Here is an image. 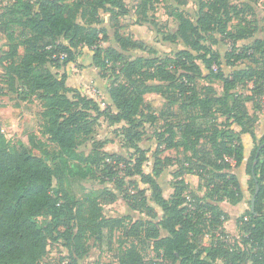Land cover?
Here are the masks:
<instances>
[{
    "label": "trees",
    "instance_id": "trees-1",
    "mask_svg": "<svg viewBox=\"0 0 264 264\" xmlns=\"http://www.w3.org/2000/svg\"><path fill=\"white\" fill-rule=\"evenodd\" d=\"M161 1L139 0L136 24H149L165 42L183 44L175 56H160L144 41L121 32V17L130 13L125 0H16L0 11V33L9 42L0 61V79L22 101L38 99L43 106L40 133L30 134L29 145L10 146L0 130V264H39L49 242L59 240L68 264H82L90 239L99 240L105 230L112 233L123 225L122 218L104 214L103 206L118 198L115 190L147 218L135 221L128 235H143L156 253L146 263L138 245L131 243L119 256L123 264H264V135L255 134L257 115L248 108L252 102L254 112L260 110L264 95V39L254 38L259 29L247 17L256 18L259 0H199L195 19L173 7L170 15L178 23L174 33L163 31L148 16ZM101 12L109 14L114 29L113 44L107 47L101 44L109 37ZM216 34L231 42V51L222 55L213 48L220 42ZM84 48L93 52L92 64L109 80L105 108L68 86L67 73L51 68L76 62ZM131 51L153 56L133 57ZM246 61L252 65L237 66ZM224 66L232 70L227 73ZM215 81L223 83L222 95ZM240 84H251V95L234 92ZM148 93L166 98L165 108L155 110L145 97ZM101 117L111 125L126 124L122 133L129 158L105 150V141H94L89 153L80 149ZM170 117L182 120L167 121L166 129L157 133L154 166L147 172L148 150L139 144L145 137L143 125ZM242 134L255 143L248 158ZM46 143L58 149L54 166L47 155L34 153ZM164 150L182 156L177 161L162 158ZM172 163L178 169L166 197L158 178ZM243 164L250 210L238 218L239 237H234L226 231L229 215L220 203L236 205L246 196L235 171ZM186 175L198 177L197 190H191ZM68 177L96 179L105 186L78 199L66 185ZM148 191L161 215L150 204ZM205 236L211 237L208 244H202Z\"/></svg>",
    "mask_w": 264,
    "mask_h": 264
},
{
    "label": "rangeland",
    "instance_id": "rangeland-1",
    "mask_svg": "<svg viewBox=\"0 0 264 264\" xmlns=\"http://www.w3.org/2000/svg\"><path fill=\"white\" fill-rule=\"evenodd\" d=\"M16 0H0V11H4L7 7L12 5ZM36 1V0H31ZM128 7L130 8V13L121 17V32L129 36L133 39H137L140 41H144L149 47H153L157 50L158 55L160 56H175L176 52L179 49H182L184 46L180 42L170 43L165 42L161 39V36L150 27L149 24L139 25L136 24V19L138 18V14L136 13L137 5L139 0H125ZM180 1L182 0H162L159 4H157L154 11H150L148 16L150 19H154L159 22L161 29L163 31H167L170 33H174L177 29V21L170 15V10L173 7H179L183 9L188 16L192 19H195L196 12L198 8L199 0H184L185 4H182ZM241 3L243 0H237ZM256 18L251 15H247L250 21L256 23L259 31L257 32L258 37H264V0H259L256 4ZM102 17L105 19V24L109 37L107 39H103L101 44L104 47L113 44L111 40L114 29L109 25V14L101 12ZM255 21V22H254ZM16 31L18 33L21 32V26H16ZM257 29V30H258ZM219 38L220 42L218 44L213 45V48L218 50L222 55L226 52L231 51V42L228 40H224L221 36L216 34ZM252 39H246L243 41H239L238 45H242L243 43H250ZM62 41L63 39H59ZM8 39L3 33H0V61L4 56V53L8 50ZM84 51H87V48H84ZM88 52V51H87ZM90 52V51H89ZM20 53H23V48L20 49ZM133 57L139 55H145L147 57H152L153 54H150L147 51H131L130 52ZM81 58V62L78 63L80 67L88 68V60L86 55ZM245 65H252L250 62L246 61L243 64L237 63V66L243 67ZM56 66V65H55ZM55 66H51V68L56 71L58 68ZM93 66V65H92ZM62 68V66H61ZM0 69H2V65L0 63ZM95 68L91 67L89 69V74L93 76V71ZM224 70L229 73L232 68L229 66H224ZM101 75V74H100ZM109 83V80L105 79ZM103 83V82H102ZM158 83V81H157ZM160 83V82H159ZM202 84H205V81H201ZM213 86L216 88L220 95L223 94V83L221 81H215ZM105 87L106 84H98L95 80H91V85L86 88L84 92L86 95L91 96L94 95L95 99L98 100L101 108H105L108 103L105 100ZM251 84H240L233 91L241 94V95H251ZM0 88L3 89L4 95H0V130L7 137L10 146H15L19 142H24L29 145V136L31 133H40V124H41V116L40 113L42 111V102L38 99L33 100L32 102L22 101L16 91H11L9 89V85L4 83L0 79ZM73 94H70L72 96ZM146 99L152 103L154 109L158 112L165 108L166 98L158 93H148L145 95ZM259 103L264 104V95L258 101ZM248 108L250 113H254V104L252 102L248 103ZM261 110H264V106H261ZM176 111V110H175ZM261 115L264 114L263 111H260ZM255 114V113H254ZM264 117V116H263ZM182 118H174L170 117L168 119L161 118L154 123L145 122L143 125V129L145 132L144 139L139 143L141 147L148 150L149 159L144 165V170L147 172H151L154 166L155 157L154 152L157 149V145L159 144V140L157 139V133L163 132L166 129L167 121L177 123ZM97 124V123H96ZM95 124V131L93 135L89 138L87 142L80 146V149L85 153H89L93 148L94 141H105L104 149L113 152L122 154L123 156L129 158L130 152L128 149V144L125 141L123 135V126L126 124L124 122L117 123L111 125L101 117L98 121V124ZM259 135L258 137H260ZM248 150L246 149L247 158L249 157L252 148L255 146L252 137L248 138ZM257 143L259 142V138H257ZM45 150H47L45 154ZM34 153L38 156H46L48 157L49 164L54 166L57 163L58 149L55 145L51 143H46L44 148L35 149ZM162 158L171 157L172 160L179 159L182 155L177 150H164L160 153ZM178 169L177 163H172L170 165H165L163 168V172L158 178L159 183L163 188L164 195L167 197L173 191V185L175 178L173 173ZM235 171L239 174L242 179L243 188L246 196L243 200L238 204L240 206L235 205V208H231V213H233L234 221L231 220L230 226L234 229L237 228V219L239 216L243 215V213L250 210L249 197L250 193L247 190V180L248 175L246 173V165H241L238 168H235ZM187 180L189 184H193L196 186L199 183V179L195 175H187ZM129 180L130 178H126ZM198 182L196 183V181ZM57 181L54 179V186L56 187ZM67 187L71 190L73 194L77 196L78 199L82 198L86 192L90 190L103 188L105 185L100 182V180L96 179H87V180H79L77 178H69L66 180ZM110 186V184H107ZM198 189V188H197ZM118 194V198L115 202L105 204L104 214L107 217H119L123 219V225L120 228L115 229L112 233L105 230V234L101 239H90V250L89 253L83 258L82 264H123L120 260V255L124 252V250L131 244L135 243L138 245L140 252L142 253L146 263H150L155 259L156 253L153 250L152 244L150 240H146L144 236H136V235H128V230L134 225L135 221L139 219H147L145 214L131 209L127 202L124 200L123 195L119 193L118 190H115ZM148 200L151 205L155 204L153 198L151 197V192H147ZM156 205V204H155ZM245 215V214H244ZM247 219H249L248 214L245 215ZM244 219V218H243ZM239 239H237L238 241ZM202 244L209 243L211 241V237L205 236L201 238ZM237 241H232L233 245H237ZM68 252L63 245L62 240L59 241H50L47 253L44 258L40 261L39 264H68V258L66 257Z\"/></svg>",
    "mask_w": 264,
    "mask_h": 264
},
{
    "label": "crops",
    "instance_id": "crops-1",
    "mask_svg": "<svg viewBox=\"0 0 264 264\" xmlns=\"http://www.w3.org/2000/svg\"><path fill=\"white\" fill-rule=\"evenodd\" d=\"M254 38H263L264 39V37H258L257 36V33L255 34ZM87 51H84V49H83L82 54L78 57V59L76 60V62H71V63H69L67 65H63L62 68L60 67L56 71L59 72V73H61V74L62 73H67V75H68L67 85L70 86L71 88L77 89L82 94H85L86 93L84 91L86 90V88L88 86L91 85V80L92 81L95 80L100 85L101 84H106V87H105V100H106V103H109L110 102V99H109V95H108V92H107L108 83H106L107 82L105 80L106 78H103L100 75V70L92 64V53L93 52L91 50H89L88 48H87ZM84 54L86 55L87 60H88V65H89L88 68H84V67L82 68V67L78 66L79 65L78 63L81 62V58L85 57ZM91 67H93V68L96 69V70L93 71V74H94L93 76H91V74H89V69ZM91 97H94V95L91 94ZM261 106L263 107L264 104H262ZM260 111H263L264 112V110H261V109L254 112L257 115V120H256V123H255V126H254V132H255V134L257 136L264 135V117H263L264 114L261 115V112ZM254 113H251V114L253 115ZM242 138H243V141H244V144H245V149L248 150V147H249L248 146L249 145L248 144V140H249L248 138H251V136L249 134H242ZM186 177H187V175H186ZM197 182H198V180L196 181V183ZM198 184L196 186H194L193 184L191 185V183H190L191 190H194V191L197 190ZM170 195H171V193L169 194V196ZM169 196H167V197H169ZM238 204H236V205L237 206H240ZM153 206L158 210L159 214L161 215L162 214L161 208L158 205H155V204H153ZM220 206L229 215V219L225 223L226 231L231 236L239 237L238 223H237V226H236L237 228L234 227V229H233L230 226L231 220L234 221L233 218H235L234 215H233V213H231V210L230 209L231 208L234 209L235 208V205L234 204H231L228 201H223V202L220 203ZM217 264H224V263L221 260H218L217 261ZM246 264H253V263H252L251 260H248Z\"/></svg>",
    "mask_w": 264,
    "mask_h": 264
},
{
    "label": "water",
    "instance_id": "water-1",
    "mask_svg": "<svg viewBox=\"0 0 264 264\" xmlns=\"http://www.w3.org/2000/svg\"><path fill=\"white\" fill-rule=\"evenodd\" d=\"M258 155H259V151L257 152L256 158L258 157ZM256 162H257V159H255L254 165L256 164ZM258 192H259V187H257L256 194L252 198V210H254V202H255L256 195L258 194Z\"/></svg>",
    "mask_w": 264,
    "mask_h": 264
},
{
    "label": "built area",
    "instance_id": "built-area-1",
    "mask_svg": "<svg viewBox=\"0 0 264 264\" xmlns=\"http://www.w3.org/2000/svg\"><path fill=\"white\" fill-rule=\"evenodd\" d=\"M65 56H66V55H65V54H63V55H61V56H60V58H61V59H63Z\"/></svg>",
    "mask_w": 264,
    "mask_h": 264
}]
</instances>
